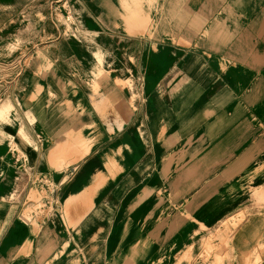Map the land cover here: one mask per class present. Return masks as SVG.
<instances>
[{
	"label": "crops",
	"instance_id": "obj_1",
	"mask_svg": "<svg viewBox=\"0 0 264 264\" xmlns=\"http://www.w3.org/2000/svg\"><path fill=\"white\" fill-rule=\"evenodd\" d=\"M207 2L155 0V37H113L130 44L129 55L138 59V65L130 63L129 74L120 78L133 80V89L118 87L113 73L97 96L88 80L77 86L71 69L62 68L51 69L44 77L54 97L44 96L43 82L27 91L28 111L46 116L51 109L56 135L70 137V146L64 148L39 120L43 139L37 144L28 123L38 145L28 155L38 158L35 172L43 173L39 182L52 175L66 188L56 207L60 222L55 224L60 230L66 220L76 228L79 254L73 264H175L187 246L195 244L197 221L208 227L203 234L209 235L212 227L236 217L244 204L251 205L252 212L255 199L264 193V0H215L213 6L222 7L217 13L225 11L215 18L217 24L231 28L236 19L235 25L241 27L239 37L221 30L217 40L190 32L197 11ZM111 3L126 18L136 5L148 8L143 7L147 0ZM162 25L169 26L168 32ZM172 34L188 41L190 48L170 44ZM165 44L168 50L163 49ZM194 55L211 65L202 93L164 134V108L178 113L173 110L197 85L184 67ZM183 81L182 91L173 93ZM210 86L217 87L216 94L206 98ZM16 101L12 103L19 107ZM47 101L52 106H46ZM85 104L96 122L87 141L93 148L81 151L77 123L64 125V114L75 110L77 118ZM3 165L2 160V175ZM70 188L76 189L74 194L68 193ZM0 195L3 198L2 190ZM2 200L0 264H57L56 252L66 251L68 243L67 234L52 227L53 199H43L42 211L35 210L38 201L31 204L28 199L25 210L11 212V218ZM5 219L12 220L6 229ZM41 219L37 235L33 228Z\"/></svg>",
	"mask_w": 264,
	"mask_h": 264
},
{
	"label": "rangeland",
	"instance_id": "obj_2",
	"mask_svg": "<svg viewBox=\"0 0 264 264\" xmlns=\"http://www.w3.org/2000/svg\"><path fill=\"white\" fill-rule=\"evenodd\" d=\"M110 3L111 0H0V100H10L13 103L18 100L19 107L14 106L10 115H15L18 119L17 126L20 130L25 128L30 133L28 121L35 124L37 120L30 119L31 113L24 100L35 79L40 83H47V87H43L45 97L56 95L51 90V85L44 80L45 74L51 69H71L75 85H83L88 80L89 87L97 96L106 87L113 73H116L118 87L134 88L133 80L122 82L120 78H125L129 70L125 67L129 68L130 63L138 65V59L133 54L129 55L127 45L131 46L130 44H123L113 37H153L149 34L152 31L148 28L146 32H141L127 26L123 10L115 9ZM133 45L132 51L137 52L139 48ZM97 48L107 52L105 67L108 68V78L105 81L96 77L95 67L99 63L95 55ZM137 101L138 96L133 97L132 105ZM1 104L0 101V106ZM32 109L33 107L30 108ZM38 121L39 119L37 123ZM37 123L33 127L36 128ZM8 124L15 127L13 121ZM9 132H6L7 141L2 148L4 155L0 159V163L2 160L4 162L5 170L3 175L0 173V190L3 192V198L0 199H3L4 211L9 212L8 217L11 218V212L25 210L28 199L31 204L35 203L34 200L38 201L40 204H37L35 210L42 211L43 199H53L51 211L56 213L52 216V227L55 226V232L66 233L68 243L67 250H58L55 258L58 260L57 264L61 263L60 260H64L65 264H73L79 254L74 235L76 228L69 227L66 220L61 221L60 230L55 224L60 220L56 219L60 211L56 207H60V199L66 193V188H61V181L52 175L39 182L43 173L35 172L38 158L26 154L27 145H24L22 137L10 130ZM35 132L32 131L31 135L36 142L38 138L43 139L38 129V134ZM15 178H18L17 182L19 180L23 187H15ZM250 206L248 203L244 204L236 217L212 227L209 235L203 234L208 227L197 226L195 244L187 246L175 264H210L215 259L223 264H264V227L262 237L253 235L239 247H235L232 242L248 220L264 213V196L255 199L252 212ZM239 218H244V221L236 227L234 221ZM11 223V219H5L4 228L11 227ZM42 223V219L35 221L33 229L37 235Z\"/></svg>",
	"mask_w": 264,
	"mask_h": 264
},
{
	"label": "bare ground",
	"instance_id": "obj_3",
	"mask_svg": "<svg viewBox=\"0 0 264 264\" xmlns=\"http://www.w3.org/2000/svg\"><path fill=\"white\" fill-rule=\"evenodd\" d=\"M207 4H202V7L200 9V11H197V14L195 15V21H193V26L190 29V32L192 33H203V34H209L211 37H214L212 40H217L215 37H218L219 32L222 31H226L228 32L230 35V37H239L240 31H241V27L240 26H236L235 22L236 19L234 20V22L231 25V28L228 26H221L218 25L215 18L216 17H221L225 15V11L221 14L217 13L221 10L222 7L219 6V4L217 6H213L215 5V0H207ZM155 0H147V5H143V7H148L147 9H141L139 8L138 5H136V9H133L132 14L129 15V17L126 18L127 20V26H131L134 30L136 31H141V32H146V30L149 28L151 29L152 33H149L151 36L155 37L154 35V28H155V24H154V19L152 16V13L155 11L154 4ZM110 5H112L110 3ZM165 15H168V10L165 11ZM236 16V13H235ZM163 28L168 32L169 30V26L166 25H162ZM179 28H177L178 30ZM203 30V31H201ZM195 39H197L198 37H194ZM188 42L182 38L177 37L176 34H172V39L170 44H175V45H180V47L184 46L186 48H190V43H185ZM169 44V45H170ZM199 45V44H198ZM168 45H164L163 49H166L165 47ZM95 55H97V58L99 59V63L97 64V66L95 67L97 69V73H96V77L101 80V81H105L108 78L107 75V70L108 68L105 67V61L107 60V52L101 50L100 48H97L95 50ZM210 56V55H209ZM185 69L187 70L188 74L191 75V79L192 77L195 78L196 80V86H195V90L191 93L190 96H187V98H185L182 102L179 103L178 107L175 108L173 111H175L176 109L178 110V113L175 112H167L166 107L164 108V112L167 114V118H164V122L165 124L163 125V132L164 134H166L173 125L176 124V120H178V117H181L185 114L188 113V111L190 110L189 105H191V103H193V99H196L201 93H202V85L205 81V79L207 77L204 76L206 69L211 67L210 63L207 62V60H204L202 58H200L198 55H194L191 56L190 60L187 61V63L184 65ZM125 69H129L128 67H125ZM128 82V80L126 81ZM30 83V82H29ZM39 85V81L37 79H35L34 84L32 85ZM55 86L57 88H60V85L58 84H52V86ZM183 83L179 84L177 87H175L173 89V93H178L180 91H182L183 89ZM216 89L217 87L215 86H210L208 88V92L206 93L205 97L206 98H210L211 96H213L214 94H216ZM59 91V90H58ZM65 94V93H63ZM1 101V106H0V147L5 145V142L7 141V131H16L17 135L20 136V138L22 137L23 143L24 145H27L26 147V154H30V153H34L35 151H37V144L36 142L32 139V137L30 136L29 132L25 129V128H20L17 126L18 125V119H16L14 116H11V111L14 108V104L12 103V101L10 100H0ZM16 103L18 104V100L16 101ZM52 102L47 101L46 102V106H52ZM99 111V110H98ZM76 111L73 110V113L70 112L68 114H64V125H68L70 122H72V120H75V122L77 123V146L81 149V151L84 150H89L90 148H93V146L91 145V143H88L87 141L90 140L91 136V131L93 130V128L95 127V118L94 115L91 113L89 106L87 104L84 105L82 114H80L77 118L73 117L76 115L75 113ZM97 112V111H96ZM31 113V112H30ZM35 114H30V119L31 120H35V118H37V120H42V124L44 127L47 128L49 134H51L52 136H54V138H58L57 141H59L62 146L64 148H68L70 146V137H58L57 131H54L53 129V125L50 123V119L53 116L52 110L48 109V113L45 115L39 113L38 111L35 112ZM101 115H104V113H102ZM13 117V119H12ZM76 118V119H75ZM28 120V119H27ZM37 120H35V124H31L29 121L28 123H30V125L32 126V128L37 132V127H33L36 126ZM13 121L15 123V127H10L9 126V122ZM91 123L93 125H91ZM6 124V126L4 125ZM8 124V125H7ZM2 127V128H1ZM80 140V143L79 141ZM36 147V148H35ZM65 151V150H64ZM75 168H77V166H75ZM30 171L32 170L31 168H29ZM5 179V178H4ZM3 179V182H4ZM18 179V178H17ZM15 178L13 180V182H15V187H23L22 183H20V181ZM29 180V178H28ZM76 191L75 188H70L68 189V193L69 194H74V192ZM264 193L261 191L259 196H262ZM244 213V212H242ZM244 218H245V214H244ZM244 218L241 220L240 218L236 221H234V225L236 227H238L243 221ZM60 221H57V223H59ZM222 222V221H221ZM233 222V221H232ZM197 226H204L203 223H201L200 221H197ZM264 227V213L261 215H257V216H253L250 220L247 221V223L245 224L244 228L241 229L236 236L233 239V245L235 247H239V245H241L244 241H246L247 239L251 238L253 235H260V237H262V230ZM105 255H108V252L105 253ZM264 256V255H263ZM102 264V263H101ZM210 264H223L222 261H220L219 259H215L212 263Z\"/></svg>",
	"mask_w": 264,
	"mask_h": 264
}]
</instances>
